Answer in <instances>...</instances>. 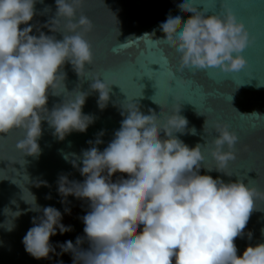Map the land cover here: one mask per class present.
I'll return each instance as SVG.
<instances>
[{"label": "clouds", "instance_id": "9594fccd", "mask_svg": "<svg viewBox=\"0 0 264 264\" xmlns=\"http://www.w3.org/2000/svg\"><path fill=\"white\" fill-rule=\"evenodd\" d=\"M37 2L0 0V136L22 130L16 150L36 158L41 155L42 122L54 129L53 135L60 141L73 132L86 133L96 119L83 112L86 100L91 92H98L97 106L105 110L115 84L86 68L95 65L88 36L96 27L83 12L86 0H55V17L40 27L30 24L37 15ZM179 7L193 15L183 23L179 12L170 15L160 25L166 39L153 43L164 55L167 46L174 45L176 73L208 68L233 73L244 68L243 52L253 37L228 0H221V11L212 15L198 11L190 0H180ZM177 24L180 27L175 29ZM34 27L38 35L32 34ZM43 28L61 32L63 39L47 35ZM109 51L119 55L125 51L124 44L115 43ZM66 64L77 76L91 81L90 92L67 91ZM50 95L65 98L49 110ZM141 95L140 90L134 97ZM212 95L206 93V101ZM134 97L123 105L120 128L103 151L97 147L103 143L101 131L95 142H88L93 146L82 157L70 160L84 181H70L63 174L57 180L61 204H68L69 196L89 204L90 211L82 221L91 251L79 250L82 237L75 244L71 240L52 244L51 237L73 231L71 225L62 223L64 215H71V208L65 207L64 213L52 206L41 208L29 190L30 196L22 199L30 208L12 211L6 207L4 214L10 219L0 227L11 232L20 216L42 212L33 218L34 226L22 240L25 252L36 260L51 261L72 253L73 264H173V260L175 264H264V243L247 247L242 256L237 255L234 243L244 236L256 201L264 199V190L239 179L226 183L219 176L200 174L203 167L232 176V164L241 156V134L227 122L207 119L204 131L209 135L210 126L216 135L204 145L189 147L179 137L195 135L196 130L189 129L187 118L180 114V97L174 96L175 103L162 119L155 111L143 114L140 105L132 102ZM228 99L231 101V95ZM261 130L264 123L252 124L245 134ZM208 156L212 166H208ZM117 173L128 178L122 175L113 182ZM35 186L50 187L47 181ZM248 235L251 238V232ZM57 264L64 262L61 259Z\"/></svg>", "mask_w": 264, "mask_h": 264}, {"label": "water", "instance_id": "95a60500", "mask_svg": "<svg viewBox=\"0 0 264 264\" xmlns=\"http://www.w3.org/2000/svg\"><path fill=\"white\" fill-rule=\"evenodd\" d=\"M190 2L198 11L205 10V15L221 11V0ZM179 4L180 0H86L83 12L96 25L88 36L93 43L95 65L94 69L90 65L86 68L93 70V74L99 73L105 81L115 83L111 86L108 106L103 111L99 110V93L91 92L83 112L94 115L95 123L89 126L86 133L73 132L63 141L53 135L54 129L46 121L42 122V136L38 140L41 155L38 158L24 156L23 152L16 150V142L23 138L22 130L15 129L0 136V224L10 219L4 214L6 207L12 211L30 208L22 199L23 195L25 198L30 196L28 190L36 196L41 208L52 206L64 213L65 207H70L72 213L82 200L69 196V203L61 204V197L57 194L58 177L63 174L70 181H84L85 177L72 166L70 160L82 157L83 151L93 146L88 142H95L101 131L104 132L100 137L103 143L97 147L103 151L120 128L123 105L128 97L138 95L140 90L142 95L134 97L132 102L138 103L145 115L149 114V110L159 113L158 119L170 111L171 104L175 103L174 96L182 99L180 114L187 118L188 128L196 130L195 135L179 137L189 147L197 143L204 145L207 139L210 141L216 135L211 132L210 126L209 135L204 131L207 119L230 124L232 129L241 134L243 143L240 158L232 164L233 175L226 176L215 170L208 172L203 167L200 174L211 175L214 179L219 176L226 183L239 179L264 190V130L245 134L252 124L264 123V0H228L229 7L245 23L253 37V42L243 52L247 64L233 73H224L218 68L176 73L177 53L174 45L167 46L165 57L153 44L166 39L160 25L170 15L179 12L181 23L193 15L181 10ZM35 9L37 15L30 24L40 27L55 17V0H38ZM26 26L21 25V28ZM35 27L32 34L38 35ZM179 27L180 24H177L175 29ZM42 30L58 40L63 39L61 32L52 33L47 28ZM115 43L124 44L125 51L119 55L111 54L109 49ZM63 71L66 73L64 84L68 92L77 89L90 92L91 81L77 76L70 64H66ZM193 71L198 73L193 74ZM177 77L187 82L182 83ZM209 92L213 95L206 101L205 95ZM230 95L231 101L228 99ZM64 98L63 95H50L48 109L62 103ZM65 156L69 159L66 160ZM208 161V166H212L210 156ZM77 163L82 167L79 160ZM122 175L124 179L128 178L127 174L117 173L112 181L116 182ZM40 181H47L50 187H36ZM49 195L51 199L46 198ZM256 208L250 216L244 236L234 241L238 256H242L247 247L264 243V199L256 201ZM40 215L42 212L28 211L15 221V230L11 232L0 227V264L57 263L59 257H53L51 261L36 260L25 252L22 240L34 226L33 218ZM69 216L64 215L63 224ZM50 242L54 245L61 243V235L51 237Z\"/></svg>", "mask_w": 264, "mask_h": 264}, {"label": "flooded vegetation", "instance_id": "af4514ba", "mask_svg": "<svg viewBox=\"0 0 264 264\" xmlns=\"http://www.w3.org/2000/svg\"><path fill=\"white\" fill-rule=\"evenodd\" d=\"M90 211L89 204L87 201L82 200L71 213L70 219H66L65 225H71L73 227V231L68 232L64 235H61V243L71 240L73 244H75L77 237H82L83 243L79 246V250L83 252L91 251V244L87 240L86 235L84 233V224L82 221V217L85 216ZM63 260L64 264H73V254L65 253L63 256H60L58 260ZM57 264V263H56ZM173 264L175 261L173 260Z\"/></svg>", "mask_w": 264, "mask_h": 264}, {"label": "rangeland", "instance_id": "374dc122", "mask_svg": "<svg viewBox=\"0 0 264 264\" xmlns=\"http://www.w3.org/2000/svg\"><path fill=\"white\" fill-rule=\"evenodd\" d=\"M71 215L67 218V219H70Z\"/></svg>", "mask_w": 264, "mask_h": 264}]
</instances>
